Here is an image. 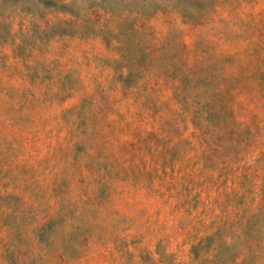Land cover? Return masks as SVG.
<instances>
[{
  "label": "rangeland",
  "instance_id": "obj_1",
  "mask_svg": "<svg viewBox=\"0 0 264 264\" xmlns=\"http://www.w3.org/2000/svg\"><path fill=\"white\" fill-rule=\"evenodd\" d=\"M0 264H264V0H0Z\"/></svg>",
  "mask_w": 264,
  "mask_h": 264
}]
</instances>
